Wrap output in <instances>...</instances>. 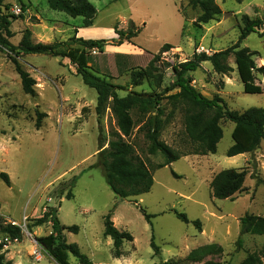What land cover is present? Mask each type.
Listing matches in <instances>:
<instances>
[{
    "label": "rangeland",
    "instance_id": "obj_1",
    "mask_svg": "<svg viewBox=\"0 0 264 264\" xmlns=\"http://www.w3.org/2000/svg\"><path fill=\"white\" fill-rule=\"evenodd\" d=\"M88 1L96 9L93 22L104 29L102 35H109V28L114 32V26L126 30L132 21L140 30L131 43L147 52L148 58L158 53L165 43L173 46L161 53L157 62L159 71L164 72L160 90L170 86L174 78L165 63L190 59L194 53L224 49L237 41V24L242 14L264 17V0H215L221 9L220 15L200 25L196 23L199 10L189 0ZM0 12L21 15L10 23L14 35L8 40L13 45H18L24 29L31 31L33 42L65 41L71 25L81 21V17L51 9L47 0H2ZM54 22L59 32L49 36L53 33L47 31L43 35L42 30ZM261 31L262 28L257 29L240 43L257 52L254 55L257 65L264 64V39L258 34ZM102 38L117 37L89 39ZM17 59L35 79L36 95L23 92L8 54L0 48V171L10 178L9 185L0 179V241L5 259L13 264H57L36 240L50 233V222L32 225L34 219L49 209L54 210L60 224L78 226V232L64 230L65 238L76 243L93 264H237L248 252L262 247L264 236L239 235V219L245 213L264 217V141L253 152L226 156L234 125L222 119V137L215 153L183 155L153 170V184L148 192L117 199L106 183L102 168L91 166L96 162L98 138L102 136L108 141L111 133L118 130L110 105L101 117L102 131L99 132L94 110L96 91L74 73V65L68 59L42 53H20ZM230 64L233 71L218 74L209 62H202L190 72L191 84L207 98L221 97L230 109L264 107L263 77L257 74L255 80L262 87L261 93H245L232 57ZM109 80L123 87L117 89L120 96L128 91L151 92L155 88L151 78H143L139 85H133L127 71ZM177 90L174 88L168 94ZM160 106L164 112L159 138L176 150L187 151L182 110L177 107L172 111L166 98L160 101ZM35 108L46 113L38 129ZM137 117L133 112L132 118ZM141 121H136L130 137L124 139L149 164L163 162L159 152H146L148 141ZM225 168L242 169L246 176L243 189L233 198L218 199L211 194L210 182ZM113 205L114 225L133 237L132 241L123 242L122 253L117 258L113 255L112 239L103 234V216ZM141 208L153 216L146 219ZM170 209L185 213L190 221L179 220ZM196 219L201 222V231L192 222ZM10 220L19 223L15 227L20 228V237L17 241L5 242L4 237L10 236L2 227ZM152 237L159 246L158 254H154L150 245ZM239 237L241 241L237 244ZM207 244L215 247L197 260L189 256L194 249ZM68 261L80 264L71 254Z\"/></svg>",
    "mask_w": 264,
    "mask_h": 264
},
{
    "label": "trees",
    "instance_id": "obj_2",
    "mask_svg": "<svg viewBox=\"0 0 264 264\" xmlns=\"http://www.w3.org/2000/svg\"><path fill=\"white\" fill-rule=\"evenodd\" d=\"M189 3L193 8L199 10L196 17V23L199 25L216 20L221 13V9L215 0H189ZM47 4L51 9L62 11L71 17H81V27H88L93 24L96 9L88 0H47ZM21 9L25 10L23 5H21ZM18 17L21 15L0 12V48L8 54L25 94L36 95V81L20 65L17 57L20 53H42L68 58L71 63L75 64L74 73L80 75L85 85L95 89L97 96L94 110L99 132L102 131L100 127L101 117L106 107L110 105L118 130L111 133L112 138L108 141L102 136L98 138L96 162L91 166L102 168L106 183L117 199H128L148 192L153 184V170L169 165L183 155L215 153L216 145L222 137L220 126L222 119L231 121L234 125L231 131L232 144L227 148L226 156L232 157L253 152L259 147L261 141H264V107L251 106L242 111L230 109L217 95L212 98L203 96L191 84L190 73L199 68L202 62L207 61L215 73L228 74L234 69L230 64L232 57L238 77L243 85V91L248 94L261 93L262 87L255 80L257 74L264 79V64L257 65L254 60V55L257 52L246 46H241L240 43L259 28H262V31L258 34L264 39V17H250L247 14H242L237 24L239 28L237 41L224 49L211 53H194L190 59L173 64L165 63L166 67L171 68L174 78L170 86H164L161 90L164 72L159 71L157 62L161 53L167 52L173 47L171 44H163L158 53L153 54L151 58H148L145 51L141 55L104 53V48L109 43L119 45L125 41L132 42L140 30L135 27L132 21L126 30L118 29L117 26L113 27L117 34L116 39H82L72 35L65 41L33 42L31 31L24 29L18 45H13L8 40L14 35L10 29V23ZM93 48L97 50L93 52ZM97 56L102 57L97 59ZM125 71L130 72L133 85H139L143 78H151L155 88L151 92L128 91L125 95L120 96L117 89H123V87L114 84L109 79L117 78ZM174 88H178V90L168 94ZM165 98L171 103L172 111L178 107L183 112L184 133L189 145L187 151L176 150L159 138L162 127L161 117L164 112L160 106V101ZM34 111L36 114L35 126L38 129L41 125V118L46 116V113L40 112L37 108ZM153 111L154 114L151 113ZM133 112L139 115L136 120L132 118ZM144 117L145 120L141 121V118ZM136 121L143 123L141 129L145 131L144 135L148 141L146 152L148 154L159 152L164 157L163 162L156 165L149 164L148 161L135 153L132 143L124 139V137H130ZM105 143L107 144L106 147H104ZM172 173L175 175L174 172ZM245 176L246 173L242 169L225 168L220 170L210 182L212 196L218 199L233 198L235 193L243 189ZM0 179L6 185L10 184V178L6 172L0 171ZM66 196L71 197L70 193H67ZM113 208L114 205L103 216V234L112 239L113 255L117 258L122 253L123 242L132 241L133 237L129 232L120 230L114 225L111 219ZM141 211L148 220L153 216L146 213L142 208ZM169 211L185 223L190 221L183 212L176 209ZM53 212L54 210L50 211L49 209L41 217L34 219L33 226L42 225L46 222H50L51 226L50 233L36 237L38 243L57 264H70L68 261L69 254L76 257L80 264H93L80 251L76 243L67 242L65 238L64 230L78 232V226L60 224ZM192 222L198 231H201V222L198 219ZM2 231L12 238L20 237L19 227L6 224L2 227ZM245 234L264 236V217L253 213H245L241 216L239 235ZM240 241L239 237L237 244ZM150 245L154 254H158L159 246L155 244L153 237ZM214 247L215 244L200 246L194 249L189 256L193 260H197ZM2 248L3 245L0 243V264H13L11 260L5 259ZM164 264H168V262ZM237 264H264V244L259 250L248 252Z\"/></svg>",
    "mask_w": 264,
    "mask_h": 264
},
{
    "label": "crops",
    "instance_id": "obj_3",
    "mask_svg": "<svg viewBox=\"0 0 264 264\" xmlns=\"http://www.w3.org/2000/svg\"><path fill=\"white\" fill-rule=\"evenodd\" d=\"M80 22H78L75 25H71L70 30H69L70 34H69L68 38L71 35H74L75 37L82 38V39L98 38V37H102V36H105L109 39L111 37L112 38L117 37V35L113 32L112 28L108 29L109 35H102L101 33L104 31V29L99 28L98 24H96L95 22H93V24L91 26H88V27H81ZM47 31L50 33H53V34H50L49 36L55 35L59 32L55 22H54V24H51L50 27L43 29L42 34L44 35ZM43 43H46V42H43ZM93 52H95V51H93ZM104 53H107V54L126 53V54L141 55L144 53V50L140 46H138L137 44H133L131 42H123L119 45H106L104 48ZM66 59H68V58H66ZM71 66H73V69H75V64L71 63ZM13 251H17V250H13Z\"/></svg>",
    "mask_w": 264,
    "mask_h": 264
},
{
    "label": "built area",
    "instance_id": "obj_4",
    "mask_svg": "<svg viewBox=\"0 0 264 264\" xmlns=\"http://www.w3.org/2000/svg\"><path fill=\"white\" fill-rule=\"evenodd\" d=\"M16 14H18V11H14ZM9 224L12 225V226H20L19 223H17L16 221L14 220H10L9 221ZM5 242H9L10 240H13V241H17V238H8V237H4L3 239ZM2 241H0L1 243ZM2 244V243H1ZM37 252V251H36ZM36 257L38 258L37 254H36Z\"/></svg>",
    "mask_w": 264,
    "mask_h": 264
}]
</instances>
